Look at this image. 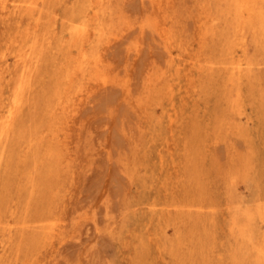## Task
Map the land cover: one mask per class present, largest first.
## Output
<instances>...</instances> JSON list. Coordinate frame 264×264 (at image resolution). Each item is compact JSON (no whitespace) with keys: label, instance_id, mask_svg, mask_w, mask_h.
<instances>
[{"label":"rangeland","instance_id":"374dc122","mask_svg":"<svg viewBox=\"0 0 264 264\" xmlns=\"http://www.w3.org/2000/svg\"><path fill=\"white\" fill-rule=\"evenodd\" d=\"M82 2L46 0L44 9L57 17L54 26L59 30ZM26 13L14 11L6 19L0 15V67L5 56L14 67L15 52L10 50L18 42L11 46V37L18 33L19 20L27 22ZM102 21L108 81L91 91L77 112V159L70 188L52 197L46 174L54 172L43 166L35 173L38 191L28 196L19 189L24 185L16 183L17 162L0 169V221L9 215L19 222L38 223L47 206L57 198L64 200L65 234L53 251L43 254L40 264H164V213L154 216L140 209L154 200L164 208L162 0H110ZM51 60L45 58L38 69L40 91L28 124L35 122L38 108L37 116L41 114L57 81ZM33 236L28 230L17 235L0 264H32L41 245Z\"/></svg>","mask_w":264,"mask_h":264},{"label":"bare ground","instance_id":"6f19581e","mask_svg":"<svg viewBox=\"0 0 264 264\" xmlns=\"http://www.w3.org/2000/svg\"><path fill=\"white\" fill-rule=\"evenodd\" d=\"M9 1L0 0V15L6 19L11 12L25 11L27 22L19 20L16 24L18 33L11 37V46L18 42L16 48L10 46V51L15 52L14 67L7 56L0 67V169L17 162L19 171L15 182L23 184L19 189H24L29 196L39 188L40 179L35 173L48 166L54 172L46 174L49 194L53 197L69 189V180L74 179L73 162L77 159L74 146L78 145L75 124L79 107L91 91L108 81L104 75L106 66L100 40L105 37L102 13L110 0H83L73 16L62 22L59 30L54 26L57 17L45 12L46 0H11L14 4ZM40 22L44 23L41 41L37 37ZM50 36L59 42L53 44ZM59 50L66 54L61 56ZM47 57L52 59L57 81L49 90L41 114L37 116L38 108L35 122L28 124V116L34 112L35 93L40 91L38 69ZM9 177L12 178V174ZM27 202H30L29 198ZM158 206V201L154 200L140 209L160 216L164 208ZM8 207L10 209L11 204ZM64 209L63 198H57L51 208H45L38 223L19 222L18 218L11 219L9 215L6 221L1 218L0 257L17 235L28 230L41 241L39 252L32 255L30 262L40 264L44 260L43 254L53 251L65 234L61 218ZM9 211L13 215L14 209Z\"/></svg>","mask_w":264,"mask_h":264}]
</instances>
